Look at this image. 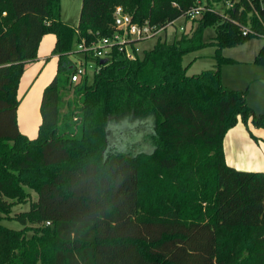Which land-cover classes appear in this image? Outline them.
<instances>
[{
	"label": "trees",
	"instance_id": "trees-1",
	"mask_svg": "<svg viewBox=\"0 0 264 264\" xmlns=\"http://www.w3.org/2000/svg\"><path fill=\"white\" fill-rule=\"evenodd\" d=\"M199 1L214 10L186 18L188 31L135 58L115 49L96 58L92 79L71 81L70 55L82 39L115 33L117 6L163 26ZM243 25L264 35L260 0H82L78 24L62 18V0H0V264H264V171L237 169L224 151L240 119L264 126L247 89L222 81L235 61L223 48L256 36ZM50 33L57 72L31 138L19 128L18 90ZM208 45L216 64L188 75L185 55ZM254 61L264 64V44ZM149 116L153 149L111 147L112 120Z\"/></svg>",
	"mask_w": 264,
	"mask_h": 264
},
{
	"label": "rangeland",
	"instance_id": "rangeland-1",
	"mask_svg": "<svg viewBox=\"0 0 264 264\" xmlns=\"http://www.w3.org/2000/svg\"><path fill=\"white\" fill-rule=\"evenodd\" d=\"M82 7V0H62V18H66L65 20L78 22L80 11ZM216 10L223 13L224 8L222 5H218ZM182 20L178 21L180 23ZM187 23L191 24V20H188ZM248 27V26H247ZM172 31V27L170 28ZM214 33V29L212 27L207 28L206 37H209ZM251 34H255L256 36L252 37L248 41L238 44L236 46L225 47L222 50L224 55H229L235 59L233 62H228L222 65L221 67V75L222 81L225 85L237 89H247V99L252 100L260 109H264V64H259L253 61L255 55L257 54L259 48L264 43V35L256 34V32L252 29ZM47 38V39H46ZM50 38V39H48ZM54 35L46 34L42 38L41 46H45L48 51V61L45 66L44 63L36 66V62H34L31 66H26L25 73H23V77L21 78L20 87L18 90V96L20 101L19 104V119L24 124L28 122L30 117L31 106L34 102V99L37 97L39 101V97L41 100V95L44 90L40 88V84L46 74V72L53 66L56 70L57 60L54 57H51L52 50L54 48ZM157 42V38H152L147 40L146 42L140 44L141 52L140 55L144 54L145 49L151 48ZM145 48V49H144ZM40 49V48H39ZM216 50V46L208 45L196 51L190 52L184 57V64L189 65L188 67V75L198 74L203 70L213 68L216 64V60L214 57V53ZM39 55V50H38ZM79 55L77 53H72L70 58L74 61V66H76ZM91 62H94L93 60ZM44 66V67H43ZM44 68V69H42ZM42 69V73H41ZM88 75L92 79L93 69L88 68ZM37 71V72H36ZM34 72H36L34 74ZM34 75V76H33ZM49 74V77H53ZM50 79V78H49ZM51 81V80H50ZM49 84V82H48ZM47 84V85H48ZM46 85V86H47ZM39 86V90L37 92V88ZM21 89V90H20ZM65 95V100L74 96L73 91H65L63 92ZM37 95V96H36ZM247 100V101H248ZM248 102V103H249ZM250 105V104H249ZM255 110V109H254ZM64 111H67V106L64 107ZM256 111V110H255ZM261 111V110H260ZM258 114H263L264 111L258 112ZM264 115V114H263ZM153 116H149L144 119H126L117 118L116 120H112L110 122V142L111 147L118 149L120 151H130L137 152V150H141V148H145L147 151L153 149V144L150 140L151 134H153ZM40 122H41V113H40ZM148 122L147 124H144ZM19 123V122H18ZM40 124V123H39ZM38 124V127H39ZM122 124V125H119ZM144 124V125H143ZM36 196H33L35 199ZM30 208V202L22 203L14 206L12 215L21 210H28ZM2 223L12 227V228H21L22 224L15 220L9 218H3Z\"/></svg>",
	"mask_w": 264,
	"mask_h": 264
},
{
	"label": "built area",
	"instance_id": "built-area-1",
	"mask_svg": "<svg viewBox=\"0 0 264 264\" xmlns=\"http://www.w3.org/2000/svg\"><path fill=\"white\" fill-rule=\"evenodd\" d=\"M260 1L264 7V0ZM233 6L234 2L232 1L226 3V7L228 8ZM206 10L213 11L214 8H207L203 2L199 1L197 5L186 10L180 19H193L201 16ZM115 14L117 18V30L112 36H104L91 41L82 39L77 45L74 53L79 55V59L71 75L72 82H77L85 74L90 73L89 67L93 69L94 73L98 68L96 58L110 57L112 51L115 49L123 51L127 58H135L141 52V47L138 45L139 42L147 41L152 38H157V40L159 38L171 40L177 33L188 31L183 23H178L179 19L171 21L166 25L159 26L150 23L149 20H146L144 23L133 22L132 16L126 13L122 6H117ZM171 27L172 31H170ZM242 30L243 34L246 35L251 32L252 29L243 25ZM92 60L94 62H91Z\"/></svg>",
	"mask_w": 264,
	"mask_h": 264
},
{
	"label": "crops",
	"instance_id": "crops-1",
	"mask_svg": "<svg viewBox=\"0 0 264 264\" xmlns=\"http://www.w3.org/2000/svg\"><path fill=\"white\" fill-rule=\"evenodd\" d=\"M65 19L66 18H64V20ZM68 21L72 22L73 24H78L79 19H78V22H76V23L74 21H70V20H68ZM181 23L186 25L187 29L191 28L192 23L191 24L187 23V21L185 19L182 20ZM211 35H213V34H211ZM48 39H50V38H48ZM54 39H55L54 40V45H55V41H56L55 35H54ZM144 42H146V41L139 42L138 45H140ZM41 43H42V41H41ZM262 45H261V47H262ZM39 48L40 49H39L38 57L35 60L28 62L26 66H28V65L31 66L34 64V62H36V66L38 65V67H39V64H42V62L44 63V66H45V64L48 61V58H50V56H48V51L46 50L45 46H43V45L41 46V44H40ZM260 48H259V50H260ZM256 55H255V57H256ZM51 57L56 58L57 65H58V55H55L52 53ZM228 57H231V56L228 55ZM255 57H254L253 61L255 60ZM42 69H44V68H42ZM42 69H41V73H42ZM36 72H34V74ZM52 72H54V75L52 77V79H53L56 72H57V67L55 70V68L52 66L46 72V74H45V76H44V78L40 84V88H43L44 86L46 87L48 82L50 83L52 81L51 77H49V74L52 75ZM20 83H21V81H20ZM45 87H44V89H45ZM38 90H39V86L37 88V92H38ZM43 92H44V90H43ZM43 92L41 95V100H40V97H39V101L37 100V97L34 99V102L31 106L30 117H29L28 122L24 124L21 120H18L20 130L24 134L28 135L31 138L37 136L38 131H39V127H40L41 122H42L41 101H42ZM248 102H249V100H248ZM249 104L256 111L263 113L262 111H264V109H260V107H258V105H256L254 102H252V100H250ZM40 113H41V122H40ZM18 119H19V109H18ZM38 124H39V127H38ZM224 151H225L226 161L229 165H231L237 169H242V170L264 171V126H258L252 120H249L246 123L240 119L238 121V123L236 125H234L233 127H231L228 130V132L226 133V135L224 137Z\"/></svg>",
	"mask_w": 264,
	"mask_h": 264
},
{
	"label": "water",
	"instance_id": "water-1",
	"mask_svg": "<svg viewBox=\"0 0 264 264\" xmlns=\"http://www.w3.org/2000/svg\"><path fill=\"white\" fill-rule=\"evenodd\" d=\"M119 22H120V21H119ZM105 61H106V59H102V60H101V63H104Z\"/></svg>",
	"mask_w": 264,
	"mask_h": 264
}]
</instances>
